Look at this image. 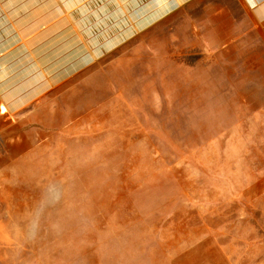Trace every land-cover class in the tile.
Returning a JSON list of instances; mask_svg holds the SVG:
<instances>
[{"label":"rangeland","instance_id":"1","mask_svg":"<svg viewBox=\"0 0 264 264\" xmlns=\"http://www.w3.org/2000/svg\"><path fill=\"white\" fill-rule=\"evenodd\" d=\"M160 1L79 0L86 53L0 95V264H264V37Z\"/></svg>","mask_w":264,"mask_h":264},{"label":"crops","instance_id":"2","mask_svg":"<svg viewBox=\"0 0 264 264\" xmlns=\"http://www.w3.org/2000/svg\"><path fill=\"white\" fill-rule=\"evenodd\" d=\"M240 3L255 36L264 37V0H240ZM166 4L162 0V8L154 11L152 18L161 16ZM79 5V0H0L3 101L13 102L17 108L46 89L53 82L51 71L65 68L71 54L86 53ZM146 22H141V26ZM34 86L37 87L30 89ZM0 110L5 112L7 108L1 105Z\"/></svg>","mask_w":264,"mask_h":264}]
</instances>
